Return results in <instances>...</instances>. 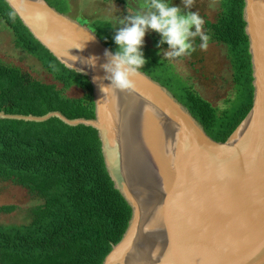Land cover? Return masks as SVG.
<instances>
[{
  "label": "water",
  "instance_id": "95a60500",
  "mask_svg": "<svg viewBox=\"0 0 264 264\" xmlns=\"http://www.w3.org/2000/svg\"><path fill=\"white\" fill-rule=\"evenodd\" d=\"M4 1L35 40L92 88L93 119L60 112H0V118H57L96 130L107 173L131 209L122 239L102 264H264V0H244L252 108L225 142L210 138L167 88L141 71L132 88L101 92L110 83L105 53H115L89 27L45 0ZM70 55L81 58L73 65L79 72ZM91 57L95 66L84 62ZM133 129L138 154L131 156ZM146 225L153 230L146 233Z\"/></svg>",
  "mask_w": 264,
  "mask_h": 264
},
{
  "label": "trees",
  "instance_id": "16d2710c",
  "mask_svg": "<svg viewBox=\"0 0 264 264\" xmlns=\"http://www.w3.org/2000/svg\"><path fill=\"white\" fill-rule=\"evenodd\" d=\"M45 1L57 11L56 4L64 3ZM219 3L221 12L214 22H205V33L208 43L226 48L240 104L217 109L152 56L140 71L167 88L210 138L225 142L252 108L253 79L244 0ZM0 20L12 33L15 47L34 57L53 81L44 82L0 62V112L36 117L60 112L68 119H93L88 79L60 64L4 0H0ZM96 23L95 34L116 53L117 30ZM73 87L80 88L84 96L68 97L66 92ZM0 182L22 187L41 201L30 210L28 224L0 225V264H102L131 218L130 207L105 168L98 134L90 127H70L57 118L39 123L0 118ZM14 209L1 206L0 214Z\"/></svg>",
  "mask_w": 264,
  "mask_h": 264
},
{
  "label": "rangeland",
  "instance_id": "374dc122",
  "mask_svg": "<svg viewBox=\"0 0 264 264\" xmlns=\"http://www.w3.org/2000/svg\"><path fill=\"white\" fill-rule=\"evenodd\" d=\"M63 1V5L56 4L58 11L89 27L94 33H97L99 27L97 21L106 23L115 30L124 27V24L119 23L120 20H126L138 11L146 12L148 9L142 6L150 2V0ZM169 2L180 6L182 11H189L184 8L182 0H169ZM220 8L219 0H193L190 11H197L205 21L214 22L221 12ZM160 41L159 33L152 30L146 32L142 47L146 61L152 59V56L165 62L177 77L219 110L231 108L235 103L240 104L241 98L236 96L233 71L225 46L209 42L207 48L200 49L198 47L200 40L197 38V50L192 55L166 60L165 53L169 50V46L166 43L161 44ZM0 62L19 67L44 82H53L51 76L41 69L34 57L15 47L12 33L1 20ZM66 94L71 98L84 96V92L78 87L69 89ZM40 203L38 198L22 187L0 182V207L15 208L10 214H0V225L28 224L31 220L30 210Z\"/></svg>",
  "mask_w": 264,
  "mask_h": 264
},
{
  "label": "clouds",
  "instance_id": "9594fccd",
  "mask_svg": "<svg viewBox=\"0 0 264 264\" xmlns=\"http://www.w3.org/2000/svg\"><path fill=\"white\" fill-rule=\"evenodd\" d=\"M183 6L189 11H182L181 7L170 3L169 0H150L142 7L148 9L146 12H137L126 20H120L125 26L118 29L114 42L118 46L116 53H105L110 56V63L104 65L106 77L110 81L108 85H101V92L108 95L109 90H126L134 85V78L139 74L147 63L142 47L148 30L160 34V43H166L169 50L165 53L166 60L190 56L197 50L196 40L199 38L200 49L208 46L209 36L204 32L205 20L197 11H190L193 7V0H182ZM83 50L82 47H75ZM72 65L80 61L77 55H70ZM85 63L95 66V57L87 58ZM150 225L145 226V232L152 231ZM159 253L157 247L153 255Z\"/></svg>",
  "mask_w": 264,
  "mask_h": 264
},
{
  "label": "bare ground",
  "instance_id": "6f19581e",
  "mask_svg": "<svg viewBox=\"0 0 264 264\" xmlns=\"http://www.w3.org/2000/svg\"><path fill=\"white\" fill-rule=\"evenodd\" d=\"M129 139L134 146H129L127 153H129V155L131 156H134L135 154H138V151L136 153L134 152L135 149H138V145L136 142L138 140V131L136 129H133L132 132L129 134Z\"/></svg>",
  "mask_w": 264,
  "mask_h": 264
},
{
  "label": "flooded vegetation",
  "instance_id": "af4514ba",
  "mask_svg": "<svg viewBox=\"0 0 264 264\" xmlns=\"http://www.w3.org/2000/svg\"><path fill=\"white\" fill-rule=\"evenodd\" d=\"M206 21H207V20H206ZM206 21H205V22H206ZM204 26H205V25H204ZM203 30H204V32H206V28H205V27H204V29H203ZM196 42H197V41H196Z\"/></svg>",
  "mask_w": 264,
  "mask_h": 264
}]
</instances>
